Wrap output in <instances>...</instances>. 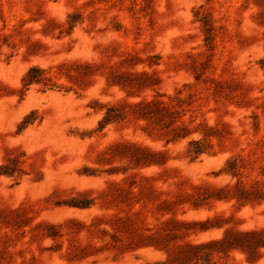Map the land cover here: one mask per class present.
Wrapping results in <instances>:
<instances>
[{
  "label": "rangeland",
  "instance_id": "1",
  "mask_svg": "<svg viewBox=\"0 0 264 264\" xmlns=\"http://www.w3.org/2000/svg\"><path fill=\"white\" fill-rule=\"evenodd\" d=\"M0 264H264V0H0Z\"/></svg>",
  "mask_w": 264,
  "mask_h": 264
},
{
  "label": "trees",
  "instance_id": "2",
  "mask_svg": "<svg viewBox=\"0 0 264 264\" xmlns=\"http://www.w3.org/2000/svg\"><path fill=\"white\" fill-rule=\"evenodd\" d=\"M36 70H39V69H36ZM29 71H31V69ZM23 80L25 83H32V82H37L39 79L38 77H28V74H27V76L23 77Z\"/></svg>",
  "mask_w": 264,
  "mask_h": 264
}]
</instances>
